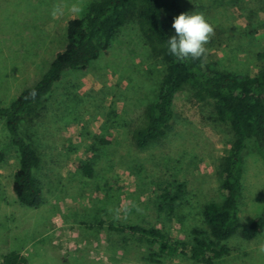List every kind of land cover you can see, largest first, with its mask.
I'll return each mask as SVG.
<instances>
[{"label":"rangeland","instance_id":"obj_1","mask_svg":"<svg viewBox=\"0 0 264 264\" xmlns=\"http://www.w3.org/2000/svg\"><path fill=\"white\" fill-rule=\"evenodd\" d=\"M94 1L0 0V106L41 80L65 49L68 22L84 17ZM188 12L203 14L213 27L205 45L212 68L258 74L264 0H178L166 15ZM164 70L128 20L87 71L66 72L54 84L38 116L22 126L41 157L36 209L13 192L19 154L0 121V264L14 250L31 264H151L146 245L106 227L115 221L154 227L187 243L193 228L206 229L204 207L223 201L218 170L234 134L217 120L213 101H197L195 88L184 86L166 136L138 148L132 134L156 100ZM79 163L91 164V178ZM243 169L239 209L247 226L264 210V159L252 142ZM167 190L177 198L173 216L161 199ZM228 246L231 254L216 264H264V232L252 241L235 237ZM162 264L198 263L175 255Z\"/></svg>","mask_w":264,"mask_h":264},{"label":"trees","instance_id":"obj_2","mask_svg":"<svg viewBox=\"0 0 264 264\" xmlns=\"http://www.w3.org/2000/svg\"><path fill=\"white\" fill-rule=\"evenodd\" d=\"M178 0H96L82 18L67 24V43L50 64L41 80L23 90L8 106H0V121L5 122L11 144L19 154V165L13 178V192L18 202L36 209L42 204V188L35 177L41 157L35 146L23 134L26 120L38 116L55 83L69 71H87L93 61L107 52L117 33L128 20H134L149 46L153 57L164 64L157 98L145 110L144 118L135 128L132 141L140 149L166 136L175 117L174 102L184 86L195 88L199 102L213 101L217 120L228 125L234 139L222 158L218 176L222 179L223 201L204 207L202 221L206 229L193 228L191 242L174 240L154 227L122 224L115 221L106 229L125 235L147 247L146 260L162 264L167 256L183 255L198 264H216L231 254L228 243L235 237L252 241L264 232V210L251 224L240 223V197L243 191V163L248 143L252 142L264 159V53L259 55L262 67L257 75H239L212 68L207 53L196 60H177L167 50V40L174 34L173 18L166 14ZM3 154L0 153V161ZM77 167L87 177L93 175L90 163ZM161 199L174 215L176 197L167 190ZM163 204L161 209L165 208ZM100 221L98 228H105ZM94 227V226H93ZM1 264H31L18 251L3 255Z\"/></svg>","mask_w":264,"mask_h":264},{"label":"clouds","instance_id":"obj_3","mask_svg":"<svg viewBox=\"0 0 264 264\" xmlns=\"http://www.w3.org/2000/svg\"><path fill=\"white\" fill-rule=\"evenodd\" d=\"M174 34L167 40L168 53L177 60L201 58L213 27L201 13H181L173 20Z\"/></svg>","mask_w":264,"mask_h":264}]
</instances>
